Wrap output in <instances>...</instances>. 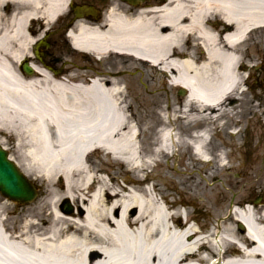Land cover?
<instances>
[{"label": "bare ground", "instance_id": "1", "mask_svg": "<svg viewBox=\"0 0 264 264\" xmlns=\"http://www.w3.org/2000/svg\"><path fill=\"white\" fill-rule=\"evenodd\" d=\"M43 2L42 15L53 21L69 0H0V8L15 6L16 19L0 28V146L26 175L43 181L32 202L0 193V264H264V205L243 198L219 205L217 176H191L186 196L212 212L201 222L159 184L146 185L148 168L152 173L156 162L178 157L179 147L215 163L207 148L210 131L201 128L180 144L167 117L157 146L141 148L139 117L166 115L151 107L154 96L135 107L139 101L128 99L118 76L139 67L148 81L162 72L172 89L188 90L178 119L196 124L234 112L261 113L260 103L247 93L251 86L244 85L251 84L252 70L264 65V42L256 51L251 43L252 34L264 30V0H163L142 6L113 0L104 19L80 18L74 24L76 50L102 65L88 78L80 73L75 82L37 67L34 77L20 67L33 41L28 23L42 16ZM111 60L119 64L117 73L104 68ZM150 86L156 91L157 84ZM135 89L136 96L146 92ZM245 96L249 106L230 108L232 98ZM95 153L102 159H92ZM107 160L128 164L139 177L121 181L111 175ZM218 162L228 165L222 157ZM260 170L257 175L264 177V167ZM67 200L71 211L65 210Z\"/></svg>", "mask_w": 264, "mask_h": 264}, {"label": "rangeland", "instance_id": "2", "mask_svg": "<svg viewBox=\"0 0 264 264\" xmlns=\"http://www.w3.org/2000/svg\"><path fill=\"white\" fill-rule=\"evenodd\" d=\"M252 44L254 50H258V42H264V30L259 31V33L255 32L252 34ZM55 54V53H53ZM59 53H57L58 56ZM261 59L264 60V49L260 51ZM62 59L63 57H59ZM86 63V62H85ZM88 64V63H87ZM119 67V64L117 62L110 61L106 68L115 70ZM137 70V71H136ZM91 70L87 71L88 73ZM129 72H125L122 75V78L125 81V85L127 86L128 90V99H132L133 103L135 99H137L139 102L138 104H135V107L140 108L141 105L145 104L144 97H152L155 99L157 97V101H153V105L151 107L155 108H162L163 113L166 115V117L163 119L161 115L153 114L150 116L148 115V118L143 115L139 117L138 123L141 128H143V133L141 134V148L145 150H151L154 147L157 146L158 142V131L159 129L165 126L166 118L168 117L170 122V126H172L176 132L180 135V144H187L188 140L192 138L194 135V131L198 129L199 127L207 126L210 131V136L207 142V148L209 153V159L213 163L210 165L208 162H202L195 154L193 153L192 149H188L185 153L182 152L181 147L180 151L178 152V157H168L164 158L163 163L160 165L156 162V166L154 165V171L150 173L152 170L151 168H148V172L150 174L151 182L153 184H159L160 187L165 191L164 193L168 194L170 200H172L174 197L179 198L181 200L182 204H185L189 206V212L193 217H195L197 220L201 221V214L203 216L202 221H208L211 216L212 212L200 208L199 204L196 202V200H191L188 198L185 194V189L188 184L189 179L191 176L198 178V180H201L200 177L203 175H216L217 179H215V182L217 183V189H219V205H226L234 202L235 200H238L240 198L249 200V201H256V198L258 195H260L262 192H264V177L257 175L262 174L261 168L264 167V161L262 162L264 158V137L261 138L259 141L258 134L261 136V133H264V126L262 127L263 123V117L264 115L259 114L254 116L253 113L248 114V117H251V124L253 125L252 131L253 134L251 135L250 141H254L255 143V153L254 156H257V159L260 160L257 162H253L249 165H244V163L239 162L238 159L231 160V162H227L228 160H224V162L228 163L229 166H225V168L222 166H219V160L216 158L218 154H226V150L228 153L231 151H234V154L238 157H241L243 155V138L245 131L251 130L250 128L245 125L243 128V131L241 133L240 141H238V148L237 151L233 150L234 147H223V142L221 141L223 139V133L220 134L221 131L224 129V125L227 123V119L232 120L236 118V113L226 114V115H218V118L213 117V119H199L196 121H190L187 119H178V116L180 113H178L176 110L181 108L184 98L180 97L178 90H173L170 85L162 83V76L156 75V78L153 79V77H149L148 81L145 80L144 75L141 72L140 68H133L128 70ZM247 71L245 72V76L248 75ZM257 74V77L259 80H264V67L263 69H259L255 72ZM165 81V80H164ZM147 84H146V83ZM157 84L156 91L153 92L154 89H152V86L150 84ZM149 85V89H147V86ZM135 86L142 87V89L146 90L144 94H141L139 96L137 95ZM153 92V93H152ZM261 89L257 88L253 91L254 94H258L260 96ZM160 95V96H159ZM130 96V97H129ZM247 98V100H246ZM259 98V97H258ZM156 101V102H155ZM258 102H260L261 105H264L263 99H258ZM233 102V108H237L239 111L244 109L246 105L250 102L249 96L245 97H238V98H232ZM171 104V109H170ZM154 108V109H155ZM229 108V107H228ZM158 112L160 113L161 110ZM245 114V113H244ZM244 114H238V118L243 116ZM170 115V116H169ZM199 125V126H198ZM245 129V130H244ZM262 131V132H261ZM258 132V134H257ZM252 133V132H251ZM257 134V135H255ZM264 136V135H263ZM227 142V140H224ZM258 145V146H257ZM229 146V145H228ZM187 150V149H186ZM97 154V153H96ZM230 157V156H229ZM101 160L102 155L97 154L92 156V159ZM108 164V170L110 171L112 176H116L118 179L122 180H135L139 176L137 172L134 169H130L127 164L120 163L113 160H107ZM196 165V166H194ZM246 168V169H245ZM257 176L259 180H254V178H251V176ZM37 176L32 175L29 176L30 179H32L37 185H38V194H41V190L43 187L40 185L43 184V181L36 179ZM151 185V184H149ZM150 187V186H149ZM38 195V196H39ZM37 198V197H36ZM258 204V203H257ZM259 204H261L259 202ZM201 221V222H202Z\"/></svg>", "mask_w": 264, "mask_h": 264}, {"label": "water", "instance_id": "3", "mask_svg": "<svg viewBox=\"0 0 264 264\" xmlns=\"http://www.w3.org/2000/svg\"><path fill=\"white\" fill-rule=\"evenodd\" d=\"M29 188V183L0 150V189L17 199L28 200L32 198Z\"/></svg>", "mask_w": 264, "mask_h": 264}, {"label": "flooded vegetation", "instance_id": "4", "mask_svg": "<svg viewBox=\"0 0 264 264\" xmlns=\"http://www.w3.org/2000/svg\"><path fill=\"white\" fill-rule=\"evenodd\" d=\"M6 12L7 13H10V11L6 8ZM49 49H55L53 46H51ZM47 59L45 60V63L47 65H52V62L54 60H56V57L54 56L53 52L52 51H46V55Z\"/></svg>", "mask_w": 264, "mask_h": 264}]
</instances>
